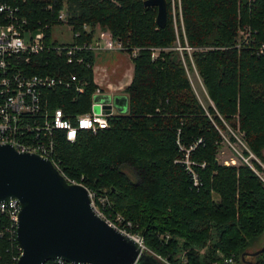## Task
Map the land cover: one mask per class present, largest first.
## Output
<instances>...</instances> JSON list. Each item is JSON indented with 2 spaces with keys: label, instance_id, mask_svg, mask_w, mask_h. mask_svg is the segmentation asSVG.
Wrapping results in <instances>:
<instances>
[{
  "label": "trees",
  "instance_id": "1",
  "mask_svg": "<svg viewBox=\"0 0 264 264\" xmlns=\"http://www.w3.org/2000/svg\"><path fill=\"white\" fill-rule=\"evenodd\" d=\"M6 1L18 6L29 26L46 22V36L63 6L81 37L90 38L98 24L126 45L122 49L138 46L123 87L126 109L107 114L108 125L95 132L79 129L73 140L57 136L54 148L63 174L104 191L105 210L129 219V229L171 264L239 259L264 234V181L244 161L219 162L215 150L228 125L240 130L241 140L264 161V54L251 44L233 45L245 23L255 29L250 42H264V0H165L163 25L154 21L155 5L142 0ZM175 39L189 52L174 47ZM150 46L160 47L155 56ZM93 59L87 51L88 64L75 70L86 80L81 92L53 88L54 102L64 111L88 107ZM191 64L211 101L205 106L187 76ZM197 137L188 152L200 181L193 185L174 159L181 155L176 138L186 146ZM4 221L0 213V227ZM15 242L6 231L0 234V264L7 263ZM253 256V264H264V244Z\"/></svg>",
  "mask_w": 264,
  "mask_h": 264
},
{
  "label": "built area",
  "instance_id": "2",
  "mask_svg": "<svg viewBox=\"0 0 264 264\" xmlns=\"http://www.w3.org/2000/svg\"><path fill=\"white\" fill-rule=\"evenodd\" d=\"M55 19V23L67 24L70 29L69 40L51 39L49 34L47 36L44 34L43 27L47 25L46 22L31 27L16 4L0 0V142H7L17 150L34 151L48 158L63 174L58 166L59 158L54 148L57 136L60 134L67 140H73L79 129L95 132L108 125L106 115L113 110L109 105V110L104 111L103 101L92 97L94 93L103 91L93 79L94 87L89 95L88 107L81 111L73 113L64 111L61 105L54 102L51 92L57 86L71 87L75 92H81L86 80L75 70L82 63L88 64L86 52L91 51L95 55L102 47L122 49L126 45L111 35L109 30L99 35L93 32L90 38L81 37L80 29L72 26L63 6L57 9ZM81 27L87 29V24L81 22ZM254 31L255 29L246 23L239 25L233 45L240 47L251 44V49L255 53L264 54V42L256 44L250 42ZM155 47L157 46H150L151 57L156 55ZM174 47L190 48L179 42ZM137 48L136 45L129 46V55H134ZM199 140L200 137H197L184 146L176 138L181 155L174 160L182 163L193 185H198L200 181L193 167L194 161L189 157L188 152ZM241 142L246 145L243 140ZM236 151L239 157L251 166L247 155L252 152L248 150L247 154H243L240 150ZM199 164L203 165V162ZM63 176L67 181L82 183L64 174ZM85 187L93 211L119 231L127 233L140 247L146 248L141 236L129 229L131 224L129 219L118 211L105 210L108 202L106 193ZM18 208L19 202L14 197L0 200V213L5 215L0 234L6 231L8 237L15 240ZM20 251L21 246L16 240L14 250L10 253L6 264H15ZM49 259L51 264H100L93 261L65 260L60 257ZM213 264L241 263L232 260L231 256H224Z\"/></svg>",
  "mask_w": 264,
  "mask_h": 264
},
{
  "label": "water",
  "instance_id": "3",
  "mask_svg": "<svg viewBox=\"0 0 264 264\" xmlns=\"http://www.w3.org/2000/svg\"><path fill=\"white\" fill-rule=\"evenodd\" d=\"M142 2L155 5L154 21L163 25L165 0ZM92 97L103 101L104 111L109 105L126 109L125 92L102 91ZM9 197L19 202L15 238L21 251L15 264H41L53 257L100 264H146L150 257L162 264L156 254L93 211L82 183L67 181L48 158L0 142V200Z\"/></svg>",
  "mask_w": 264,
  "mask_h": 264
},
{
  "label": "rangeland",
  "instance_id": "4",
  "mask_svg": "<svg viewBox=\"0 0 264 264\" xmlns=\"http://www.w3.org/2000/svg\"><path fill=\"white\" fill-rule=\"evenodd\" d=\"M172 8V6H171ZM175 15L172 12V18L174 19ZM178 19L180 21L181 24V20H180V14L178 11ZM182 27V26H181ZM108 31L107 28H101L98 24L94 25V29L93 32L94 34H100L102 32ZM237 31V30H236ZM49 37L51 39H55L56 41H60V40H69L70 39V29L67 26L66 23H55L52 24L50 26L49 29ZM178 39L174 40V45H177ZM160 47L157 46L154 48V52L157 54V51ZM111 50L114 49L118 52H121V54L128 59L129 57V52L127 50L121 49V48H110ZM178 50H180L179 48H177ZM99 49L97 50V52H100ZM190 48H187L186 51L189 52ZM98 54V53H97ZM94 61L92 62V66L94 67L95 63L98 62L97 60V56H94ZM187 75L190 79L191 85L194 89V92L197 96V98L199 99V101L202 103V105H206L207 103H210V99L206 96L205 94V90L203 88V85L201 83L200 77L198 76L195 68L193 67V65L191 64V67L187 69ZM112 110L114 111L115 108L112 106ZM221 134H222V138L219 141V145L217 146L215 153H216V157L217 160L219 162L222 163H233V164H237L239 162H243L244 160L242 158L239 157V155L237 154L236 150H240L243 151V147H246V153L242 152L243 154H247L248 147L246 145H243L241 142V135L242 132L240 130H236V129H231L228 125H226L225 129H221L220 130ZM230 135L233 136V138H230ZM244 142V141H243ZM245 143V142H244ZM236 149V150H235ZM250 151V150H249ZM252 158L250 162L251 164V169H253L255 171V173H257L262 180L264 181V161H262L261 159H259L256 155H254L253 153H248L247 155V159ZM256 161V163L258 164L257 166L254 164V161ZM253 161V162H252ZM132 175V173H131ZM264 239V234H261L260 236H258L255 240H253V242H251V244H249L246 249L241 253L240 258L236 260V262L243 264L244 262L247 263V260H251L253 259V255H254V251L257 249L258 246H260L261 242ZM147 251H151L149 248L147 249V246H145ZM155 254V253H154ZM158 257V259H160L162 261V264H171L167 261H165L164 258L160 257L158 254H156Z\"/></svg>",
  "mask_w": 264,
  "mask_h": 264
},
{
  "label": "crops",
  "instance_id": "5",
  "mask_svg": "<svg viewBox=\"0 0 264 264\" xmlns=\"http://www.w3.org/2000/svg\"><path fill=\"white\" fill-rule=\"evenodd\" d=\"M100 49H102L100 50V52L95 53L98 62H96L94 67H92L93 81L103 91L109 93L124 92L123 87L130 80L132 72V60L130 55L127 59L121 54V52H118L114 49L111 50L110 48L105 47H102ZM205 94L207 96L206 91Z\"/></svg>",
  "mask_w": 264,
  "mask_h": 264
},
{
  "label": "flooded vegetation",
  "instance_id": "6",
  "mask_svg": "<svg viewBox=\"0 0 264 264\" xmlns=\"http://www.w3.org/2000/svg\"><path fill=\"white\" fill-rule=\"evenodd\" d=\"M146 260H147L146 264H156V261L154 259L150 258V257H147Z\"/></svg>",
  "mask_w": 264,
  "mask_h": 264
}]
</instances>
